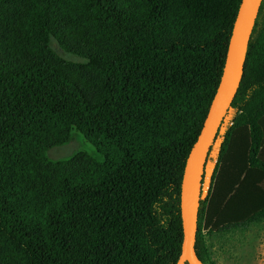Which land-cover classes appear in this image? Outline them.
Here are the masks:
<instances>
[{"label": "trees", "instance_id": "trees-1", "mask_svg": "<svg viewBox=\"0 0 264 264\" xmlns=\"http://www.w3.org/2000/svg\"><path fill=\"white\" fill-rule=\"evenodd\" d=\"M240 3L0 0V264H177L182 174ZM229 111L203 264L209 238L264 220V0ZM72 131L101 159L46 158Z\"/></svg>", "mask_w": 264, "mask_h": 264}, {"label": "water", "instance_id": "water-1", "mask_svg": "<svg viewBox=\"0 0 264 264\" xmlns=\"http://www.w3.org/2000/svg\"><path fill=\"white\" fill-rule=\"evenodd\" d=\"M262 0H241L229 39L222 75L201 131L186 159L180 188L182 245L177 264H203L194 250L200 188L205 164L218 129L239 87L248 42Z\"/></svg>", "mask_w": 264, "mask_h": 264}, {"label": "rangeland", "instance_id": "rangeland-1", "mask_svg": "<svg viewBox=\"0 0 264 264\" xmlns=\"http://www.w3.org/2000/svg\"><path fill=\"white\" fill-rule=\"evenodd\" d=\"M66 58L77 60L76 57L70 55ZM232 115L233 111L228 113L225 119L228 121ZM76 153H86L101 159L91 144L87 143L76 131L71 132L68 144L51 148L45 156L51 161H62L70 159ZM214 155L215 151L207 159L205 174L211 161L210 158L212 159ZM207 241L212 258L217 264H264V220L246 229L235 230L224 236L211 237Z\"/></svg>", "mask_w": 264, "mask_h": 264}, {"label": "built area", "instance_id": "built-area-1", "mask_svg": "<svg viewBox=\"0 0 264 264\" xmlns=\"http://www.w3.org/2000/svg\"><path fill=\"white\" fill-rule=\"evenodd\" d=\"M230 112L231 111H228V113H230ZM228 113L226 114V116L228 115ZM233 117H234V113L228 119V121L224 118V120L222 121V123L220 125V128L218 129L219 135L216 136V139H215L216 141H214V143L210 149V152L208 154V158H209V155H212L213 152L215 151L214 157L212 159L210 158L211 161H210V163L206 169V174H205V169H204V173L202 176V182H201V188H200V200H205V199L209 198V196H210L211 189H212V187H211V175L214 171L215 166L218 163L217 157H218L219 147H220V144L222 142L223 135H224L225 131L233 125Z\"/></svg>", "mask_w": 264, "mask_h": 264}]
</instances>
